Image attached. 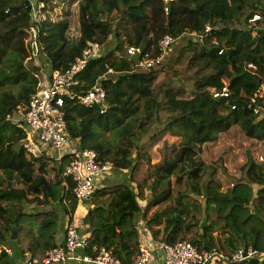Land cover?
<instances>
[{
    "label": "trees",
    "instance_id": "obj_1",
    "mask_svg": "<svg viewBox=\"0 0 264 264\" xmlns=\"http://www.w3.org/2000/svg\"><path fill=\"white\" fill-rule=\"evenodd\" d=\"M26 1L0 0V264H18L14 254L3 253L6 248L43 259L46 252L62 247L56 241L57 211L28 212L23 204L67 201L72 219L79 203L74 182L63 177L71 150L58 162L29 157L23 148L26 131L17 113L27 112L30 95L41 88L38 75L43 74L38 62L30 67L26 62L37 61L40 49L51 77L53 71L68 68L92 42L102 45L101 55L78 75L81 84L74 90L84 94L101 85L109 107L102 114L98 106L66 101L73 147L93 149L115 169L134 173L142 161L150 164L147 148L166 132L182 140L179 148H172L174 156L165 154L158 166L150 164L154 171L138 190L124 183L97 190L84 221L90 228L85 252L93 255L94 247L104 246L123 264H132L141 247L137 215L156 240L175 244L189 236L200 248L206 243L233 254L256 238V247L262 248L264 166L249 155L240 179L223 191L218 167L199 159V148L235 125L246 137L264 141V117L248 106L232 108L213 97L214 90L227 87L231 100L248 104L264 83V0H42L47 18L40 25ZM255 13L262 18L250 22ZM33 28L38 44L31 51L26 39ZM165 35L183 43L178 58L192 74L185 77L187 84L178 71L157 84L158 71L137 66L146 53L161 55L159 43ZM130 47L140 52L130 55ZM8 115L13 118L7 120ZM50 161L58 179H46ZM147 190L151 197L143 208L139 199L147 198ZM170 202L172 212L162 224Z\"/></svg>",
    "mask_w": 264,
    "mask_h": 264
},
{
    "label": "built area",
    "instance_id": "obj_2",
    "mask_svg": "<svg viewBox=\"0 0 264 264\" xmlns=\"http://www.w3.org/2000/svg\"><path fill=\"white\" fill-rule=\"evenodd\" d=\"M33 15L34 22L40 25L47 15L43 11L42 0H27ZM262 17L255 13L250 22H256ZM211 30L206 27V32ZM38 30L33 28L27 36L26 43L30 48L37 47ZM202 41L203 34L192 33ZM177 42L171 35H165L160 43L161 55L151 57L148 53L138 58L137 66L143 69H155L162 65L166 54ZM102 45L92 42L87 46L82 54L76 58L65 70H55L47 82L41 84V88L30 95L27 112L20 110L21 126L25 127L26 135L23 140V148L27 155L32 158L41 156L49 157L51 160L60 162L68 150H71L70 161L63 172L64 178H70L74 182L73 192L79 201L86 200L96 191V182L104 178L114 168L110 161H102L98 153L93 149H83L71 143L66 111L64 109L67 100H78L85 107H99L102 114L108 110L106 90L96 84L84 94L76 92L81 81L78 75L85 69L89 61L101 55ZM140 52L139 48L130 47L128 54L134 55ZM223 50L219 51L221 54ZM252 66V64H250ZM113 72L112 69H109ZM213 97L227 98L230 101V92L227 87L222 90H214ZM248 107L252 109L258 117H264V83H262L255 93L249 98ZM238 105H233L236 108ZM13 115H8L7 120H11ZM130 154V153H128ZM133 158L136 153L130 154ZM263 161L264 158L261 157ZM158 248L164 252L162 264H232L254 259L264 260V246L258 249L256 246L248 245L239 248L231 255H226L218 250H206L200 248L190 240H183L175 244L157 240ZM88 245V236L81 235L76 222H70L66 227L65 245L57 247L48 252L43 259L33 256L31 252H25L23 264H54L64 262L69 259H77L92 264H123L122 260L116 257L112 251L102 246L94 247V254H88L85 249ZM80 252V254H78ZM132 264H153L152 255L146 246L140 247V253L134 258Z\"/></svg>",
    "mask_w": 264,
    "mask_h": 264
},
{
    "label": "rangeland",
    "instance_id": "obj_3",
    "mask_svg": "<svg viewBox=\"0 0 264 264\" xmlns=\"http://www.w3.org/2000/svg\"><path fill=\"white\" fill-rule=\"evenodd\" d=\"M27 45L28 47L30 46L29 43H27ZM111 45H113V43ZM182 45L183 43H178L177 41L169 50V53L166 54L165 60L163 61L162 65H159L154 69L159 72L157 84L165 81V79L171 76L175 71L180 72V79L182 81L185 80L186 84L187 82L189 83V80H186L185 77L192 74L187 71V65H181L179 63L178 58ZM36 49L37 48H35V50ZM29 50L34 51V48L31 49L29 47ZM46 59V55L39 49V52L37 54V61L34 58L30 62H26L27 66L29 67L36 62H38L37 64L41 65V68L43 67V74L38 75L40 77L41 84L47 82L50 78V76L46 74V72H48V69L50 68L49 61L48 59ZM181 140L182 137L172 135L170 132H166L163 138L161 137L160 140L152 143V145L147 148V151L150 152L151 155L150 164H155L154 167L158 166L163 161L165 154H168L171 157L174 156V150L172 148H179ZM249 155L252 156V158L257 163L264 166V160H261V157L264 158V141L254 140L246 137L243 131L237 125L233 126L229 131L221 133L216 141L205 143L199 148V159L203 160L206 164H211L218 167L221 176L220 179L222 182L221 190L223 191H225L227 188L233 187L235 183L240 179L242 175V167L247 163ZM49 164L50 165L48 169H50V172L48 175H46V179H58V177H55L56 171L53 169L54 162L50 161ZM150 164L142 161L140 167L136 169L138 184L143 180V178L154 171V168L151 167ZM149 171L151 172L148 173ZM111 174H113V172ZM16 185L21 186L19 184ZM252 187L255 191L254 195L257 196L258 187L255 185ZM197 198L200 199L203 204L205 203V200L203 198ZM172 206L173 205L170 202L168 213L163 217L162 222H164L166 216L172 212ZM187 239L191 240L189 236L187 237Z\"/></svg>",
    "mask_w": 264,
    "mask_h": 264
},
{
    "label": "crops",
    "instance_id": "obj_4",
    "mask_svg": "<svg viewBox=\"0 0 264 264\" xmlns=\"http://www.w3.org/2000/svg\"><path fill=\"white\" fill-rule=\"evenodd\" d=\"M140 167V165L137 167V169ZM113 172V174H111ZM110 174L105 176L104 178H100L96 182V191L101 188V187H107L119 183H124V184H129L133 186L136 190H138V177L136 176V170L135 172H131L130 170L126 169H115L111 171ZM110 175V176H109ZM64 182L66 183L65 179ZM148 189V188H147ZM147 193V198L145 199H139L140 204L143 206V208L147 204V199L151 197V194L149 190L146 191ZM96 194V193H95ZM95 196V195H94ZM92 196V197H94ZM42 197V195L40 196ZM91 197V198H92ZM86 199L83 201H78L77 208L72 216V219L70 215L66 213V205L69 204V202L65 201L64 203H57L54 201L47 202L46 205H40L39 203H25L23 204L24 210L28 212H35V211H47L50 209H55L58 213L59 216V226H58V231H57V236H56V241L58 244L62 245L64 247L65 245V230L67 225L72 221L76 222L79 228V232L81 235L89 236L90 235V228L88 225L85 224V217L88 214V211L93 207L91 203L88 201L91 200ZM137 222H138V229H139V239L141 242V247L146 246L152 255V260L153 264H162L164 261V252L161 248H158L155 242L157 241L152 237V234L150 230L148 229V226H146V220L142 218L141 215H137ZM164 222H162L163 224ZM204 227V226H203ZM203 227L201 229H203ZM200 229V230H201ZM215 237H218L219 234L216 232ZM223 237H227L228 234H223ZM161 238V237H160ZM256 238L254 240V243L251 244L253 246H256ZM16 248V247H15ZM8 254H14L16 256L18 264H23L24 257L23 255H20L19 249L16 248V250L8 249L6 248ZM80 254V252H78ZM225 254V253H224ZM226 255H231V254H226ZM260 262H263V259H258ZM54 264H92V263H87L83 262L81 260L77 259H69L64 262H59V263H54ZM222 264V263H219Z\"/></svg>",
    "mask_w": 264,
    "mask_h": 264
},
{
    "label": "water",
    "instance_id": "obj_5",
    "mask_svg": "<svg viewBox=\"0 0 264 264\" xmlns=\"http://www.w3.org/2000/svg\"><path fill=\"white\" fill-rule=\"evenodd\" d=\"M26 5H29V2L28 1H26ZM29 9H31L30 8V6H29ZM218 101H220V102H222L223 104H227V105H229V106H233V105H238V106H248V104L246 103V102H244V101H240V100H230V101H228L227 100V98H218L217 99ZM43 181H44V183H45V186H47V183H46V180L45 179H43ZM95 193L96 192H94L93 193V195L92 196H94L95 195ZM92 196H90L89 198H87V199H90ZM204 226V223H202L201 224V228ZM16 230L14 229L13 230V233H12V238H15L16 237ZM204 248L206 249V250H210V247H208L207 245H206V243H204ZM3 253H7V250H4L3 251Z\"/></svg>",
    "mask_w": 264,
    "mask_h": 264
}]
</instances>
